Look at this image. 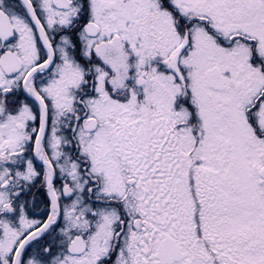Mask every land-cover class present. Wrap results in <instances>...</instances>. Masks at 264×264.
Here are the masks:
<instances>
[{
  "label": "snow or ice",
  "instance_id": "snow-or-ice-1",
  "mask_svg": "<svg viewBox=\"0 0 264 264\" xmlns=\"http://www.w3.org/2000/svg\"><path fill=\"white\" fill-rule=\"evenodd\" d=\"M0 264H264V0H0Z\"/></svg>",
  "mask_w": 264,
  "mask_h": 264
}]
</instances>
